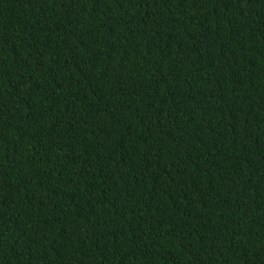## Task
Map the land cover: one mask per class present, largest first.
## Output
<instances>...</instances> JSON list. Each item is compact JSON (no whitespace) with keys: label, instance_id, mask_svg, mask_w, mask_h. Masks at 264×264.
I'll return each mask as SVG.
<instances>
[{"label":"trees","instance_id":"1","mask_svg":"<svg viewBox=\"0 0 264 264\" xmlns=\"http://www.w3.org/2000/svg\"><path fill=\"white\" fill-rule=\"evenodd\" d=\"M0 264H264V0H0Z\"/></svg>","mask_w":264,"mask_h":264}]
</instances>
